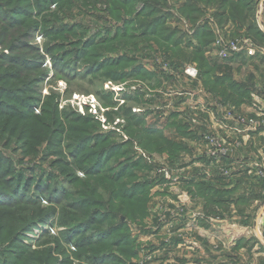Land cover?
I'll use <instances>...</instances> for the list:
<instances>
[{"label": "crops", "instance_id": "obj_1", "mask_svg": "<svg viewBox=\"0 0 264 264\" xmlns=\"http://www.w3.org/2000/svg\"><path fill=\"white\" fill-rule=\"evenodd\" d=\"M186 1L166 0L163 36L137 33L125 40L131 60L126 76L108 79L111 86L106 85L114 93L117 90L111 87H119L121 93L117 103L110 100L104 108L108 131H119L125 139L129 129L146 133L133 145L145 163L135 171V181L148 183L136 188L134 215L121 217L131 240L130 255L124 260L128 264H264L263 184L253 172L235 165L238 153L264 164V127L237 129L223 116L226 108L233 107L262 119L264 101L251 90L248 99L234 105L224 99L221 81L229 75L237 83L252 85L248 71L256 67L255 57H211L208 51L216 38L238 29L228 8L217 11L203 4H196L202 14L194 26L182 13ZM209 31L213 40L201 46L208 39L203 34ZM195 47L202 49L208 75L188 57ZM123 53L121 49L117 54ZM187 65L195 66V78L184 73ZM206 132L234 146L228 176L220 174L217 163L205 155Z\"/></svg>", "mask_w": 264, "mask_h": 264}, {"label": "rangeland", "instance_id": "obj_2", "mask_svg": "<svg viewBox=\"0 0 264 264\" xmlns=\"http://www.w3.org/2000/svg\"><path fill=\"white\" fill-rule=\"evenodd\" d=\"M108 4L122 8L119 0H0V264H23L26 256L91 264L75 252L85 259L81 244L105 226L95 224L103 191L92 186L106 180L93 174L108 146L104 108L121 95L98 77L104 67L93 73L119 56L96 46L106 30L122 27ZM255 61L248 75L260 95L264 56Z\"/></svg>", "mask_w": 264, "mask_h": 264}, {"label": "trees", "instance_id": "obj_3", "mask_svg": "<svg viewBox=\"0 0 264 264\" xmlns=\"http://www.w3.org/2000/svg\"><path fill=\"white\" fill-rule=\"evenodd\" d=\"M119 1L122 8L113 6V4H108V12H111L114 17L118 19V22H122V27L120 29L117 27L114 31L106 30V35L103 36L104 38L102 39L103 41L97 43L96 46L100 44L103 49L104 46L109 47L112 52L116 53H119V51L123 49L124 53L121 56L109 58L110 62L108 64L101 62L94 68L97 69V71L95 70L93 73H99L104 67L102 72H100L101 76H98L102 77L103 80H116L126 76L125 69L131 64L130 57L126 54V52L129 51L127 48L128 43L125 42L126 39L135 38L137 33L163 36L166 32V27L162 20L166 0H144L145 4H141L137 9L132 7L137 0ZM228 1L229 0H187L185 3L186 5L182 7V13L194 26H197L198 19L202 13L196 4H203L206 7L216 6L217 11L219 9L225 11V9L228 8L229 18L235 24L236 29H238L232 36L245 32L255 44L260 45L254 39V36L248 33L249 30H255V35L264 40V33L258 29L252 19L256 0H246L244 3L242 0ZM123 12H125V14ZM244 22H246V26ZM198 32L199 31H196V33ZM170 34L171 32H169V35ZM203 35H208V39L202 41V45L200 44L201 46L213 40L211 31ZM188 57L192 61L197 62L199 71L202 72L203 75H208V71L205 69L207 66L201 48H193L191 53L188 54ZM221 81L225 84L223 85V92H225L224 99L234 105H236L235 103L248 99L250 91L253 90V86L237 83L231 80L229 75H224ZM109 103L108 101V104ZM96 123H99V121H96ZM124 126H126V124ZM124 126L123 130L125 129ZM127 134L129 136L127 139L124 138L122 133L120 134L119 131L116 132L115 130H110L105 134L107 137L105 142H108L107 150H103L98 156V159L102 161L103 165L102 168L93 175L99 174L103 176L106 181L102 187H99V185L92 186V191L94 193H97L99 190L103 191V215L100 216V221L95 224L99 225L103 222L105 226L102 227V230L96 229V232L95 230L91 232V241L81 244V247L87 249L88 254L84 255L85 259H82L83 252H75L77 256L75 258L78 260H84L91 264H128L124 258L130 255L131 240L129 238L127 225L122 221L121 217L124 216L127 218L134 215L135 202L139 196V194L137 195L136 188L141 186L146 187L148 181H145L142 185L135 181L137 177L135 171L142 169L145 163L140 156H136L133 149L134 143L143 140L146 133L143 129L137 131L129 129ZM113 207L117 208V212ZM95 216H97V214ZM88 219L90 220V218ZM86 225L90 227L89 222H87ZM93 233L95 234L93 235ZM90 238H88V240H90ZM100 246L106 249H101ZM80 253L82 254L80 255ZM44 262L45 260L41 258V256H35L34 259H31V256L23 258V264H42ZM63 264H68V262H64Z\"/></svg>", "mask_w": 264, "mask_h": 264}, {"label": "built area", "instance_id": "obj_4", "mask_svg": "<svg viewBox=\"0 0 264 264\" xmlns=\"http://www.w3.org/2000/svg\"><path fill=\"white\" fill-rule=\"evenodd\" d=\"M253 20L258 29L264 33V0H256ZM211 57L230 60L242 57H261L264 56V48L255 44L251 38L245 33H240L235 36H220L213 42L212 47L208 51ZM184 73L190 77L195 78L197 70L194 65H187L184 67ZM261 99L264 101V93L261 94ZM223 116L232 120L237 129L256 130L264 127V118L258 119L253 116H245L236 112L233 107L226 108ZM202 139L206 144L205 155L210 159V162L217 163L218 170L223 176L231 174L232 149L234 146L222 139L213 132H206L202 135ZM230 161V162H228ZM235 165L243 170L253 172L257 178L262 182V194H264V164L251 155H244L238 153L235 159Z\"/></svg>", "mask_w": 264, "mask_h": 264}]
</instances>
